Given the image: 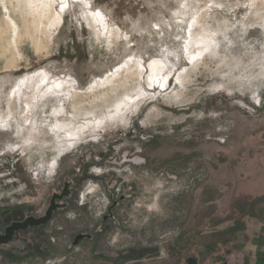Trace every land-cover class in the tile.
<instances>
[{
  "label": "rangeland",
  "instance_id": "rangeland-1",
  "mask_svg": "<svg viewBox=\"0 0 264 264\" xmlns=\"http://www.w3.org/2000/svg\"><path fill=\"white\" fill-rule=\"evenodd\" d=\"M66 183L0 264H264V0H0V234Z\"/></svg>",
  "mask_w": 264,
  "mask_h": 264
},
{
  "label": "water",
  "instance_id": "water-1",
  "mask_svg": "<svg viewBox=\"0 0 264 264\" xmlns=\"http://www.w3.org/2000/svg\"><path fill=\"white\" fill-rule=\"evenodd\" d=\"M70 192L71 191L69 189V184L66 183L65 188H64L62 193H54V195L51 199V203H50V205H49V207H48V209L44 215H41V216L31 215V216L26 217L24 220L12 222L11 225L6 227L5 233L0 234V246L4 245V244H8L12 240L14 233L16 231H19L21 229H27L29 227H34V226L38 227V226H41V225L48 223L52 219L54 212L56 210H58L59 208L65 207V205H66L65 203L58 202L57 200L58 199L62 200L65 197L69 196ZM121 198H124V196H122ZM116 203L117 202H115V204ZM90 237H92L91 234L80 233L75 237V240L73 243L77 244L81 239L90 238ZM189 261L195 262V258H193V257L189 258ZM191 264H193V263H191Z\"/></svg>",
  "mask_w": 264,
  "mask_h": 264
},
{
  "label": "bare ground",
  "instance_id": "bare-ground-1",
  "mask_svg": "<svg viewBox=\"0 0 264 264\" xmlns=\"http://www.w3.org/2000/svg\"><path fill=\"white\" fill-rule=\"evenodd\" d=\"M57 84H56V86H55V88H57L58 87V89H61V86H64L65 84V82L64 81H59V82H56ZM54 88V89H55ZM62 90V89H61ZM64 90H65V87H64Z\"/></svg>",
  "mask_w": 264,
  "mask_h": 264
},
{
  "label": "flooded vegetation",
  "instance_id": "flooded-vegetation-1",
  "mask_svg": "<svg viewBox=\"0 0 264 264\" xmlns=\"http://www.w3.org/2000/svg\"><path fill=\"white\" fill-rule=\"evenodd\" d=\"M188 261H189V260H188ZM189 263H190V264H191V263H193V264H199L196 258H195V262H190V261H189ZM223 264H227V262H226V263H223Z\"/></svg>",
  "mask_w": 264,
  "mask_h": 264
}]
</instances>
